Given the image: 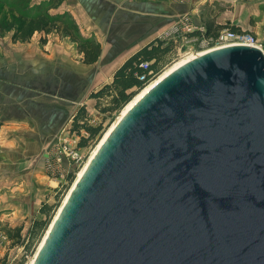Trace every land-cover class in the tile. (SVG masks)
Masks as SVG:
<instances>
[{
	"label": "water",
	"instance_id": "95a60500",
	"mask_svg": "<svg viewBox=\"0 0 264 264\" xmlns=\"http://www.w3.org/2000/svg\"><path fill=\"white\" fill-rule=\"evenodd\" d=\"M31 264H264V53L207 49L118 119Z\"/></svg>",
	"mask_w": 264,
	"mask_h": 264
},
{
	"label": "crops",
	"instance_id": "0c3cea01",
	"mask_svg": "<svg viewBox=\"0 0 264 264\" xmlns=\"http://www.w3.org/2000/svg\"><path fill=\"white\" fill-rule=\"evenodd\" d=\"M42 1L46 0H31V6L37 7ZM242 2L234 3V7L238 5L240 11L243 6L249 8L248 17L238 16L230 23L256 28L262 21L258 19H264V0ZM194 10L193 3L175 0H60L49 11L68 12L82 37L100 43V54L92 63L82 61L83 53L69 36L35 32L29 40L21 41L13 40L11 32H0V151L14 156L2 158L0 166L13 163L19 169L6 182H24L31 176L30 183H41L39 173L40 169L45 172V167L39 153L69 125L77 110L93 99L90 92L110 81L128 55L152 41L160 24L171 21L178 11ZM191 22L204 23L200 19ZM114 56L119 58L116 64ZM22 168L26 172L22 173ZM13 189L10 186L5 192L10 190L9 199L16 200ZM20 193L25 196L30 191ZM12 217L8 213L4 216Z\"/></svg>",
	"mask_w": 264,
	"mask_h": 264
},
{
	"label": "rangeland",
	"instance_id": "374dc122",
	"mask_svg": "<svg viewBox=\"0 0 264 264\" xmlns=\"http://www.w3.org/2000/svg\"><path fill=\"white\" fill-rule=\"evenodd\" d=\"M175 1L182 3H186V2L193 3L194 7H196V10H194L196 12L191 13L190 11L187 12L178 11L176 17L173 18L171 21H169L168 23L164 22L160 24L161 28L156 33L158 35L155 38H160V39L162 38L163 41L165 42L168 41L169 43H173L172 51H169L164 57V63L161 69L162 73L160 75H162L171 67L176 65L179 61L189 56V55L183 56L184 54L180 55V51L178 49L180 48L181 43L184 41L186 37L185 36V34L187 33L186 27L192 19H200L203 22L207 20H214L216 23H219V21H217L218 19H224L221 20L222 22L220 21L219 24L234 25L236 23L234 24L230 23V19H234L235 17L237 18L238 16L247 18L249 15V14L247 15V13L248 11H250L249 8H245L244 6L242 7L241 11L239 10V7H237L238 5L237 6L235 5L236 7H234V3H237L240 0H175ZM247 1L248 0H243L242 2L243 5H245ZM29 4H31V2H29ZM31 7H32L31 9L32 11L36 10L35 6H31ZM250 20L252 22L256 21V19H254L253 17H251ZM258 20H262V21L260 23H256V25H258L256 28H250V27L246 28L243 27L242 24L240 23H239L240 25L236 24V26L240 28L242 27L241 30L244 29L246 31L253 33V35H255L258 38V40L264 41V19H258ZM195 25H198V23ZM5 31L12 32L11 30H5ZM117 60H119V58L116 57L115 59L114 56L113 64L114 63L116 64ZM158 77H156V79ZM99 103H97V99L93 98L92 100L84 104L85 117L91 116L92 119L97 121V123H101V129L98 135H96L91 140H89L87 145L85 146L77 145V147L80 148L79 150L81 151V153L85 156V160L87 159V157L88 158L90 157L93 150L96 148L98 143L103 138L107 129L113 124V122L116 120V118L119 116V114L122 111L121 110V111L102 112L97 107ZM100 105H104V104H100ZM70 126H71V122L69 123L67 128L64 129L63 132L64 134H61L60 131L56 136V138L52 142H50V144L46 147V149L42 150L39 153V157L41 156L42 158V165L44 163V167H45L44 170L49 175V177L46 176L45 172L40 169V173H39L40 178L38 179L43 180L41 183H37V182L30 183L31 176L25 177L24 182H20V181L18 182L19 179L11 182H6L5 179L8 178L9 175L11 176L12 173H15L16 171H17L16 173H18L19 169H16V167L13 166V163H10L9 167L0 166V195H2V198L0 197V264H18V262L20 261L23 255L22 244L18 241L24 240V242H27L28 239L26 237V230L28 226L32 223V221L35 218L43 217V214L40 213L39 211L41 203L47 202L54 205L56 203V206L53 208V211L51 212V216H50L49 223L51 224L59 208L61 207L65 197L73 187V184L75 183V180L77 178V174L80 171L79 169L82 168L81 165L83 163L77 164L65 159L62 166V170L59 173H54V175H52L53 173L50 172L45 166V159L47 153L44 152L50 150L53 147L54 141L56 142V140H59L58 138L60 136L64 137L67 134L66 131L70 129ZM82 132L85 134V131ZM7 156H9V158L11 159L14 157L13 153L0 151V160L2 158L3 159L7 158ZM24 171L26 172V169L22 168L21 172L23 173ZM71 173L73 174L72 182H70L68 179V176ZM1 177L3 179V182L1 180ZM10 186L14 187L12 191H15V193H17L16 200L9 199L8 196L10 194L9 192H11L10 190L9 192H5L8 191V187ZM16 189H18V192L16 191ZM20 191H26V192L30 191V193L26 194L25 197L20 193ZM57 195L60 196L59 200L57 199ZM15 209L17 210V212L15 213L16 215L14 216L13 211ZM7 213L10 214V217L12 216L14 217L10 219L4 218L5 214ZM19 226H21V228H18ZM49 227L50 226H48L46 231H44V233H41V235L36 239L32 251L30 253L25 254L24 256L25 258L22 264H30L31 259L36 254V251L40 246L41 242L43 241Z\"/></svg>",
	"mask_w": 264,
	"mask_h": 264
},
{
	"label": "trees",
	"instance_id": "16d2710c",
	"mask_svg": "<svg viewBox=\"0 0 264 264\" xmlns=\"http://www.w3.org/2000/svg\"><path fill=\"white\" fill-rule=\"evenodd\" d=\"M59 1H42L35 8L36 10L32 11L31 4H29L31 0H0V32L11 30L13 40L26 41L35 32L46 35L54 31L69 36L72 41L76 42L78 49L83 53V62L92 63L96 61L101 51L100 43L94 39L82 37L78 25L71 19L68 12L51 13L49 11L50 8L57 6ZM204 25L205 35H215L225 26L234 30H241L236 25L219 24L214 20H207ZM45 35L40 38L42 42L46 40ZM172 44L163 41V39L155 38L130 54L115 69L110 82L104 83L100 88L89 94L90 97L97 99V103L100 102L98 106L96 104L100 111H121L130 103L137 93L153 79L148 74L149 70H152L155 76L162 73L164 57L169 51H172ZM141 63L147 64L143 66ZM142 74L146 75L145 79L139 78ZM84 113L85 106L82 105L73 116L70 126V130L80 136L78 146L87 145L88 141L98 135L101 129V123L88 124L84 120ZM82 130L85 131V134ZM68 179L72 182V173L68 176ZM57 199L59 200L60 196L57 195ZM55 206L56 203L55 205L47 202L41 203L39 211L43 214V217L35 218L28 226L26 230L27 242L18 239L23 247V255L18 264L23 263L25 254L32 251L36 239L48 228L51 212ZM18 228H21V226Z\"/></svg>",
	"mask_w": 264,
	"mask_h": 264
},
{
	"label": "built area",
	"instance_id": "2783aa9c",
	"mask_svg": "<svg viewBox=\"0 0 264 264\" xmlns=\"http://www.w3.org/2000/svg\"><path fill=\"white\" fill-rule=\"evenodd\" d=\"M195 30V31H193ZM205 25L203 23H198L195 25L193 22H189L186 27V34L185 39L181 43L180 48V55L186 54L192 51L197 50L201 47L206 46H224V45H231V44H249L253 46L259 47L264 53V41L258 40V38L253 35V33L246 31V30H234L230 27H222L217 34L215 35H205L204 34ZM198 31V32H197ZM162 39V38H161ZM147 63H141V65L145 66ZM148 74L155 76L152 70L148 71ZM140 79H145L146 75L142 74L139 76ZM151 78V79H152ZM150 79V80H151ZM89 118V119H88ZM84 120L88 124H98L96 120L92 119L91 116L85 117ZM64 127L61 130V134H64ZM84 131V130H82ZM67 134L64 137H59V140L54 141L53 147L50 150L45 151L47 153L45 159V166L47 169L54 173H59L62 170L63 163L65 159L72 161L74 163H83L85 161V156L79 150L80 148L77 147L79 134L76 132L71 131L68 129Z\"/></svg>",
	"mask_w": 264,
	"mask_h": 264
},
{
	"label": "bare ground",
	"instance_id": "6f19581e",
	"mask_svg": "<svg viewBox=\"0 0 264 264\" xmlns=\"http://www.w3.org/2000/svg\"><path fill=\"white\" fill-rule=\"evenodd\" d=\"M217 47H220V46H217ZM212 48H216V46H206V47H201V48H198L197 50H195V51H192V52H189V53H186V54H184L183 56H186V55H189V56H187L186 58H184L183 60H181V61H179L176 65H174L173 67H171L169 70H167L165 73H163L162 75H160L159 77L158 76H155V77H153V79L150 81V83H148V85H146V87L145 88H143L135 97H134V99L130 102V103H128L123 109H122V111H121V113L119 114V116L116 118V120L113 122V124L107 129V131L105 132V134H104V136H103V138L101 139V141L98 143V145L96 146V148L93 150V152L91 153V155H90V157L88 158L87 157V159L83 162V164L81 165V167L82 168H80L79 170V172H78V174H77V178H76V180H75V182L77 181V179L80 177V175L82 174V172L84 171V169H85V167L87 166V164L90 162V160L92 159V157L94 156V154L96 153V151H97V149L99 148V146L101 145V143L104 141V139H105V137L108 135V133L111 131V129L113 128V126L116 124V122L118 121V119L122 116V114L148 89V88H150L159 78H161L163 75H165L167 72H169L172 68H174V67H176L177 65H179L181 62H183V61H185V60H187L188 58H190V57H192V56H194V55H196V54H198V53H201L202 51H204V50H207V49H212ZM181 58V57H180ZM179 58V59H180ZM177 61V60H176ZM156 77H158L157 79H156ZM89 156V155H88ZM75 184V183H74ZM74 184H73V186H74ZM73 188V187H72ZM72 188H71V190H72ZM71 190L68 192V194H67V196L65 197V199L68 197V195H69V193L71 192ZM65 199H64V201H65ZM64 201H63V203H64ZM63 203H62V205H63ZM62 205H61V207H62ZM61 207L59 208V210L61 209ZM59 210H58V212H59ZM57 212V213H58ZM57 215V214H56ZM56 215H55V217H54V219L56 218ZM54 221V220H53ZM53 221L51 222V224L53 223ZM51 224L49 225V226H51ZM48 231H49V229H48ZM47 234V233H46ZM45 237H46V235H45ZM45 237H44V239H45ZM44 239H43V241H44ZM43 241L41 242V244L43 243ZM41 244H40V246H41ZM40 246L38 247V249H37V251L39 250V248H40ZM37 251H36V253H37ZM36 255V254H35ZM35 255H34V257H35ZM34 257L31 259V261H30V264L33 262V259H34Z\"/></svg>",
	"mask_w": 264,
	"mask_h": 264
}]
</instances>
